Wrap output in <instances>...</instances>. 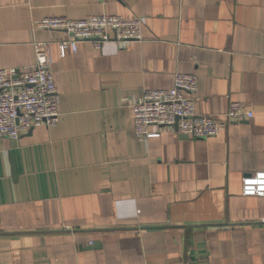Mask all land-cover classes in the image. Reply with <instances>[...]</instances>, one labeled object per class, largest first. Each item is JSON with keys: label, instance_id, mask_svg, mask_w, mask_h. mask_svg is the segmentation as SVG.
Wrapping results in <instances>:
<instances>
[{"label": "crops", "instance_id": "obj_1", "mask_svg": "<svg viewBox=\"0 0 264 264\" xmlns=\"http://www.w3.org/2000/svg\"><path fill=\"white\" fill-rule=\"evenodd\" d=\"M92 15L138 17L142 40L61 57L64 34L36 28ZM34 41L59 122L0 138V264H264V197L241 191L264 171V0H0V69L33 64ZM177 73L197 78V113L252 117L137 137L131 104Z\"/></svg>", "mask_w": 264, "mask_h": 264}, {"label": "built area", "instance_id": "obj_2", "mask_svg": "<svg viewBox=\"0 0 264 264\" xmlns=\"http://www.w3.org/2000/svg\"><path fill=\"white\" fill-rule=\"evenodd\" d=\"M142 20L117 15H92L84 19L44 17L36 28L64 34L58 42L59 54L76 53L79 43H89L100 50L104 43L142 40ZM48 42L32 43L35 61L31 65L0 69V138L16 140L31 129L54 128L59 122L57 90L46 56ZM197 78L177 73L169 90H146L131 104L133 128L137 137L147 139L158 130L174 129L193 139L217 135L230 124L252 117L241 102H229L222 118L196 111ZM176 126V128H175ZM243 196L264 197V171L246 175L242 180Z\"/></svg>", "mask_w": 264, "mask_h": 264}, {"label": "water", "instance_id": "obj_3", "mask_svg": "<svg viewBox=\"0 0 264 264\" xmlns=\"http://www.w3.org/2000/svg\"><path fill=\"white\" fill-rule=\"evenodd\" d=\"M175 128H176V126H175ZM12 170H13V174H14V169L12 168Z\"/></svg>", "mask_w": 264, "mask_h": 264}]
</instances>
